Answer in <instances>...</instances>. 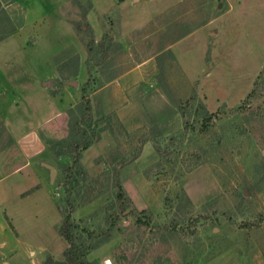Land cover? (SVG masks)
I'll return each instance as SVG.
<instances>
[{
	"label": "rangeland",
	"instance_id": "1",
	"mask_svg": "<svg viewBox=\"0 0 264 264\" xmlns=\"http://www.w3.org/2000/svg\"><path fill=\"white\" fill-rule=\"evenodd\" d=\"M0 39V264L62 260L53 147L84 86L99 139L72 219L105 230L115 179L126 197L91 260L264 264V0H0Z\"/></svg>",
	"mask_w": 264,
	"mask_h": 264
},
{
	"label": "trees",
	"instance_id": "2",
	"mask_svg": "<svg viewBox=\"0 0 264 264\" xmlns=\"http://www.w3.org/2000/svg\"><path fill=\"white\" fill-rule=\"evenodd\" d=\"M110 39V38H109ZM2 39H0L1 41ZM105 37L98 43L90 41L87 45V53L91 55L96 48L97 52L103 53L102 61L107 54L108 45L105 44ZM253 94L251 92L248 97ZM219 112L208 113L204 107H199L196 114L200 117V131L206 132L214 119H221ZM70 134L65 141L56 143L54 148L57 156L68 157L70 163L62 166V180L66 190V207L62 210V219L57 227V234L61 237L67 247L62 253V260H55L47 255L41 264H98L96 260H91L89 256L107 239V233L114 227L120 216H124L126 210V197L120 182L115 179L113 187L115 189L116 202L111 212L105 216V223L108 226L105 230L80 228L72 219L75 211L72 190L78 184V178L84 179L85 172L81 165L82 152L87 150L99 138V120L93 118L91 103L88 96L87 87L81 89V96L75 109H69ZM184 129H192V126L184 122ZM139 223H142L138 219Z\"/></svg>",
	"mask_w": 264,
	"mask_h": 264
},
{
	"label": "water",
	"instance_id": "3",
	"mask_svg": "<svg viewBox=\"0 0 264 264\" xmlns=\"http://www.w3.org/2000/svg\"><path fill=\"white\" fill-rule=\"evenodd\" d=\"M44 166H45V168L48 169V171H49L50 182H52L53 179H54V176H55V174H56V170H55L53 167L49 166V165H44Z\"/></svg>",
	"mask_w": 264,
	"mask_h": 264
},
{
	"label": "crops",
	"instance_id": "4",
	"mask_svg": "<svg viewBox=\"0 0 264 264\" xmlns=\"http://www.w3.org/2000/svg\"><path fill=\"white\" fill-rule=\"evenodd\" d=\"M3 125H4L5 128L7 127L5 123H3ZM6 129H7V128H6ZM7 131H8V133H11V131H10L9 129H7ZM0 152H1V151H0ZM0 155H1V154H0Z\"/></svg>",
	"mask_w": 264,
	"mask_h": 264
}]
</instances>
